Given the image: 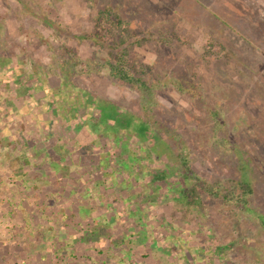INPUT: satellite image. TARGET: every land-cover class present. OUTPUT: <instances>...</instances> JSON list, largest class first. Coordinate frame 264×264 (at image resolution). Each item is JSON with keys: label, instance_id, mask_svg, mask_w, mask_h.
<instances>
[{"label": "rangeland", "instance_id": "obj_1", "mask_svg": "<svg viewBox=\"0 0 264 264\" xmlns=\"http://www.w3.org/2000/svg\"><path fill=\"white\" fill-rule=\"evenodd\" d=\"M104 10L127 29L123 47L81 38ZM111 52L136 66L131 81L110 75ZM0 60V264H201L212 248L210 264H264V0H0ZM20 73L39 83L25 100L6 86ZM79 91L154 125L160 161L170 146L218 196L196 208L139 206L131 195L140 189L93 175L114 146L76 151L77 136L96 135L85 124L93 112L53 114ZM77 117L85 125L73 133ZM54 147L66 152L67 177L35 156ZM98 226L101 244L67 243Z\"/></svg>", "mask_w": 264, "mask_h": 264}, {"label": "trees", "instance_id": "obj_2", "mask_svg": "<svg viewBox=\"0 0 264 264\" xmlns=\"http://www.w3.org/2000/svg\"><path fill=\"white\" fill-rule=\"evenodd\" d=\"M95 22V29L93 32L90 35L82 36L81 38L87 37L89 40L100 46L108 44L109 49L111 50L118 49L125 45L127 41L126 38H121L119 35L120 32L128 34V31L127 29H120L122 22L112 19L110 12L107 10L98 12ZM127 36L130 37L129 35ZM127 50L128 46L123 52L127 53ZM110 56L113 61L108 64L110 75L113 78H119L125 82L131 81L132 78H134L132 71L137 70L136 66L134 68L131 64H126L128 62H126L127 60H123L121 54H112L111 52ZM4 62V60H0V64L3 65ZM7 85L10 87V90L14 91V96H20L21 100H25L26 98L35 95L34 91H37L36 89L38 88L39 83L38 81L31 79L30 76L20 73L16 74L14 77L11 76L8 78L6 81V86ZM66 85L67 82L61 83L59 86L53 87L52 90L61 92L62 88L65 89ZM52 94L53 93H50L49 95ZM67 95L68 94L65 92L62 97L63 100L55 102L56 108L53 110L54 115L59 116L58 114H61L63 120V117L68 114L69 116L71 114L74 115V113L87 115L89 110L93 112V117L89 116V119L87 120L88 122L85 123L84 121L81 123L82 119L77 117L79 121L76 122L77 125L74 127L69 126L68 128L69 130L71 129V132L78 133L82 125L91 123L93 131H95L94 133L96 135L87 138V140H79L77 137L80 136H77L75 140H73V144L76 146V151L79 152V150L83 149L87 153H90L94 151L96 145L111 141L114 146L113 148L112 146H105V148L108 149V152L103 158H109L110 161L96 162L92 168V174L95 175L97 172H100L101 174L103 173V176L106 175L110 178L113 177V183L117 182V177L120 176L122 179L121 183H125L127 187H137L140 189V191H136L131 195V197L136 198V202L139 206L140 204L154 205L172 201L177 205L184 204L187 207L196 208L202 205L204 197L210 198L212 196H218V194H213V185L207 184L201 179H197L195 174L188 167L187 160L181 155V153H178L176 156L170 146H165V148L170 151V156L167 155L169 162L166 161L163 163L160 161L159 152L162 153V150L159 144L161 142L158 141L159 136L154 125L140 118H136L129 112L120 110L109 102L96 100L87 93L79 91L77 94L73 93ZM61 118L59 117L58 119L61 120ZM64 123L65 122L63 121V124ZM132 139L134 144L131 142ZM63 153H66L65 150L62 148L56 149L54 147L51 152H46L44 150L35 151V156H41V159H46L49 167H52L53 170L57 171L61 177H67V173H63L66 169H60V162L64 159ZM81 156L83 158L84 154H81ZM177 159H179V164H171ZM242 168L243 170L241 172L243 179L238 183V189L241 191V205L243 208H247L245 200H243L242 197L251 194L252 188L250 182L247 181V166L242 164ZM105 169H108L107 171L109 172L105 173ZM116 174L117 176H114ZM56 183L59 185V178L56 179ZM200 189L202 192H200ZM123 201L125 202V200ZM144 209V206L140 208L141 211ZM132 212L140 213L139 209H135V211ZM90 220L94 221V219ZM137 224L139 225L140 223L137 222L136 225ZM137 233L138 232H135L136 235ZM80 234L79 237L72 234V237L76 240L67 243L76 248L75 245L80 244V238L84 237L90 241L95 240L96 244H101L99 238L102 234L99 226ZM127 238L132 239L133 235L128 237L127 235H124L123 239L125 240ZM138 241L140 242L142 240L138 239ZM165 251L170 253L176 252L177 250L174 246H167ZM209 252H212L215 255L218 250L214 251L213 248L204 249L203 252L198 255V258L204 259L201 264H210L207 262V260L210 259V256L208 257ZM181 257L186 261L194 258V256L188 252Z\"/></svg>", "mask_w": 264, "mask_h": 264}]
</instances>
